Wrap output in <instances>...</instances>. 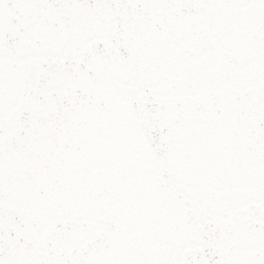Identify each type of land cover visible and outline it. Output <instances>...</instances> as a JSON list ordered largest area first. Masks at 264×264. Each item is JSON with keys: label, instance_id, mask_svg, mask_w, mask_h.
Here are the masks:
<instances>
[{"label": "snow or ice", "instance_id": "6c2138e0", "mask_svg": "<svg viewBox=\"0 0 264 264\" xmlns=\"http://www.w3.org/2000/svg\"><path fill=\"white\" fill-rule=\"evenodd\" d=\"M0 264H264V0H0Z\"/></svg>", "mask_w": 264, "mask_h": 264}]
</instances>
